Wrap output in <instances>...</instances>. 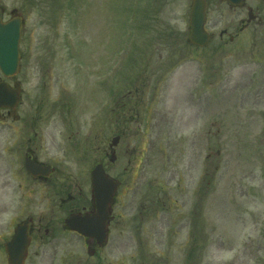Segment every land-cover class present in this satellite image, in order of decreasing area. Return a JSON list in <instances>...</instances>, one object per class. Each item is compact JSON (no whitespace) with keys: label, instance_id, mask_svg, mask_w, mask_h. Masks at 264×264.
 I'll list each match as a JSON object with an SVG mask.
<instances>
[{"label":"rangeland","instance_id":"1","mask_svg":"<svg viewBox=\"0 0 264 264\" xmlns=\"http://www.w3.org/2000/svg\"><path fill=\"white\" fill-rule=\"evenodd\" d=\"M19 1L0 0V6L10 11ZM191 3L35 0L40 51L21 65L41 66L45 113L70 95L78 111L98 115L102 142L110 134L112 100L116 132L125 128L134 155H148L153 197L144 220L164 218V211L169 218L189 213L174 190L178 205L164 194L168 176L189 179L202 195L206 243L222 246L217 255L225 263L238 255L241 264H264V73L249 72L245 49L219 46L218 30L233 18L226 5L214 19L220 22L207 29L213 36L206 46L188 43ZM26 9L35 18L34 8ZM86 135L93 141V133ZM5 199L0 181V264L10 235ZM174 240L180 248L183 236ZM32 242L25 264H50L37 235ZM52 261L59 264L57 255Z\"/></svg>","mask_w":264,"mask_h":264},{"label":"flooded vegetation","instance_id":"2","mask_svg":"<svg viewBox=\"0 0 264 264\" xmlns=\"http://www.w3.org/2000/svg\"><path fill=\"white\" fill-rule=\"evenodd\" d=\"M221 5L232 10L233 18L219 28V46L234 44L238 51L245 49L249 72L260 76L264 73V0H206V30L220 22L214 19L221 17ZM27 7L34 8L35 18H30ZM0 9L5 22L18 18L20 29L19 68L14 75L0 71V83H5L7 91H20L15 109L0 108V181L6 195L3 207L11 212L10 237L15 226L26 221L31 242L28 252L37 235L43 252H49L52 260L57 255L59 264H241L238 255L225 263L217 255L222 246L206 243L200 213L202 195L189 179L180 177L172 182L173 176H168L170 185L164 187L167 200L178 205L170 195L174 190L178 202L181 199L190 205L189 213L169 218L164 211L166 218L144 220L151 213L153 195L148 184L147 206L143 203L140 207L138 194L143 189L136 180L140 175L147 181L148 155H134L125 128L116 132L112 100L110 134L103 142L98 115L78 111L70 95L58 97L53 104L59 113L54 107L45 113L41 66L21 65L39 50L35 0H20L14 12L4 6ZM258 69L262 71L257 73ZM73 107L77 110L72 111ZM7 129L11 131L4 133ZM88 133L94 134L93 141L87 138ZM96 167L118 181L107 205V197H97L94 190L92 172ZM70 218L75 219L72 227L96 230L85 236L69 228ZM179 235L183 243L175 249L174 239ZM65 245H70L65 249L72 248L71 252L61 253ZM28 257L29 253L24 264ZM52 260L50 264H54Z\"/></svg>","mask_w":264,"mask_h":264},{"label":"water","instance_id":"3","mask_svg":"<svg viewBox=\"0 0 264 264\" xmlns=\"http://www.w3.org/2000/svg\"><path fill=\"white\" fill-rule=\"evenodd\" d=\"M205 0H193L190 13V34L189 42L197 45H205L209 39V34L204 30L205 24ZM19 29L18 25L13 21L9 23H3L0 13V70L6 75L14 74L19 66ZM19 93L15 91H7L5 84H0V108L10 107L15 108L18 102ZM103 172L101 169L94 171L93 183L96 186L95 191L99 197H103L105 190V196L110 198L111 192L109 188L111 186L110 181L104 176V185L102 179L99 176ZM99 183V184H98ZM110 184V185H109ZM113 188V186H112ZM112 190V189H111ZM67 224L72 227V221L68 220ZM27 223L23 222L14 229V234L11 240L5 243V251L8 254L7 264H23V260L26 257L27 247L29 245V236L27 232ZM80 232L84 231L79 229ZM88 234V233H87Z\"/></svg>","mask_w":264,"mask_h":264}]
</instances>
